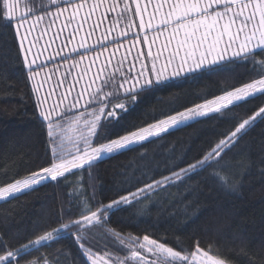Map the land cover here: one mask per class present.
Listing matches in <instances>:
<instances>
[{"label": "snow or ice", "instance_id": "obj_1", "mask_svg": "<svg viewBox=\"0 0 264 264\" xmlns=\"http://www.w3.org/2000/svg\"><path fill=\"white\" fill-rule=\"evenodd\" d=\"M19 3L0 0V29L13 33L48 150L45 163L0 185V202L90 175L106 157L138 152L192 123L221 120L231 127L194 160L173 164L167 173L126 176L107 202L97 200L94 188L84 196L73 185L67 208L62 206L57 219L37 234L0 235V264H38L29 257L64 238L74 241L81 257L77 264H230L216 241L170 242L147 228L125 233L112 217L140 213L137 205L206 172L221 187L238 190L221 172L248 130L264 122V0H47L46 6L17 16ZM241 64L253 73L247 80L202 94L158 118L125 120L140 97L174 79L220 75ZM257 100L250 114L236 112ZM70 131L75 135L69 137ZM246 246L240 239L234 247Z\"/></svg>", "mask_w": 264, "mask_h": 264}, {"label": "trees", "instance_id": "obj_2", "mask_svg": "<svg viewBox=\"0 0 264 264\" xmlns=\"http://www.w3.org/2000/svg\"><path fill=\"white\" fill-rule=\"evenodd\" d=\"M251 75V68L241 64L220 75L174 79L169 86L140 97L135 109L124 114L125 120L135 123L141 117L158 118L182 110L198 96L218 94L220 88L238 84ZM260 102L253 101L236 112L244 116ZM230 127L221 120L192 123L165 134L138 152L106 157L90 175L78 174L10 202H0V235L24 239L37 234L47 222L57 219L62 206L67 208L73 185L84 196H91L94 188L97 200L107 202L126 176L167 173L173 164L194 160ZM47 150V137L36 114L31 82L18 59L13 33L0 29V185L45 163ZM225 160L227 167L221 177L237 184V191L221 187L214 175L206 172L187 185L174 186L169 193L137 205L140 213L137 210L117 213L112 217L113 225L134 234L147 228L154 234L166 235L170 242L177 238L185 243L199 238L202 244L213 240L230 264H264V122L258 120ZM193 204L195 208L188 211ZM240 239L247 241L243 250L234 247ZM112 250L115 252V248ZM45 258L49 264H77L81 259L70 238L29 257L37 259L38 264Z\"/></svg>", "mask_w": 264, "mask_h": 264}, {"label": "crops", "instance_id": "obj_3", "mask_svg": "<svg viewBox=\"0 0 264 264\" xmlns=\"http://www.w3.org/2000/svg\"><path fill=\"white\" fill-rule=\"evenodd\" d=\"M46 5H47V0H20V3L17 9L19 10V15H22V14H26L29 9H33V8L39 9L41 6H46ZM25 8L28 10L24 11L23 9ZM78 38L79 37H77V39ZM94 42H95L94 39L92 41H89V43H94ZM53 47H55V45ZM121 51H123V49H121Z\"/></svg>", "mask_w": 264, "mask_h": 264}, {"label": "rangeland", "instance_id": "obj_4", "mask_svg": "<svg viewBox=\"0 0 264 264\" xmlns=\"http://www.w3.org/2000/svg\"><path fill=\"white\" fill-rule=\"evenodd\" d=\"M27 7H28V6H27ZM23 10L25 11V10H28V9L25 8V9H23ZM16 14H17V16H19V10H18V9H17V13H16ZM42 75H43V74H42ZM45 87H47V85H45ZM74 135H75V133H73V132H71V131L68 133V136H69V137H72V136H74ZM66 142H68L67 139H66Z\"/></svg>", "mask_w": 264, "mask_h": 264}]
</instances>
